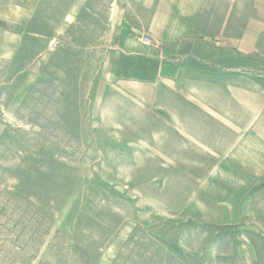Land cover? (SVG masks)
Returning a JSON list of instances; mask_svg holds the SVG:
<instances>
[{"label":"rangeland","instance_id":"374dc122","mask_svg":"<svg viewBox=\"0 0 264 264\" xmlns=\"http://www.w3.org/2000/svg\"><path fill=\"white\" fill-rule=\"evenodd\" d=\"M207 1L264 29V0ZM127 3L0 0V264H264V170L112 84Z\"/></svg>","mask_w":264,"mask_h":264},{"label":"crops","instance_id":"0c3cea01","mask_svg":"<svg viewBox=\"0 0 264 264\" xmlns=\"http://www.w3.org/2000/svg\"><path fill=\"white\" fill-rule=\"evenodd\" d=\"M207 6L128 0L125 17L114 10L113 25L126 23L116 34L111 82L160 107L168 132L177 130V147L245 154L247 168L264 170V29L234 36L233 5L219 21ZM144 35L154 43L143 44Z\"/></svg>","mask_w":264,"mask_h":264},{"label":"built area","instance_id":"2783aa9c","mask_svg":"<svg viewBox=\"0 0 264 264\" xmlns=\"http://www.w3.org/2000/svg\"><path fill=\"white\" fill-rule=\"evenodd\" d=\"M144 41L149 44L152 42V38H150L149 36H146Z\"/></svg>","mask_w":264,"mask_h":264}]
</instances>
